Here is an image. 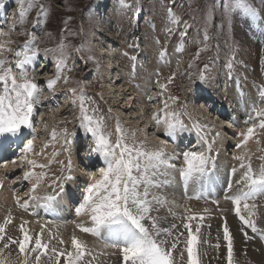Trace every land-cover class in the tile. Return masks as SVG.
<instances>
[{
	"label": "rangeland",
	"instance_id": "374dc122",
	"mask_svg": "<svg viewBox=\"0 0 264 264\" xmlns=\"http://www.w3.org/2000/svg\"><path fill=\"white\" fill-rule=\"evenodd\" d=\"M226 2L227 0H125V4L131 5V7H126L121 4L120 0H118V3L117 0H36L38 6L32 9L26 17V22L21 26L18 23L19 6L17 0H0V3L4 5L0 7V18H3L5 13L7 14L5 15V21L2 22H6V24L0 27V47L12 49V51L5 50L3 52L4 57L8 61V64L5 66L13 67L14 74L19 82V70L15 69V57L13 53L16 50H23L24 43L28 40L27 34H33L35 39L29 41V46L32 50H38V55L31 64L25 66V71L28 73L29 78L33 79L39 86L38 102L35 104L32 118L33 128L25 130V139L23 140L25 143L29 139L33 140V157H31L32 152L27 157L21 152L18 158L15 156V150L7 147L12 151L7 155L9 157L8 161L11 160L12 162L15 160L18 166H24L21 170L15 164L11 166L0 165V193L6 189L9 192L10 190L14 191L13 197L10 200L15 201L16 206L17 196L20 202L31 197L27 196L33 193L31 191L32 187L29 188L27 186L28 182L23 180V175L25 171L29 170L28 160L34 159L37 164L52 167L48 171L39 167L32 169L36 173H45V177L36 189V192L39 194L38 196H44L45 194L54 195L61 190L60 186L64 185L63 194H59L58 198L52 202L51 208L48 209L54 210L60 203L66 200L64 210L66 212L63 213L65 219L67 216H69L68 220L70 218L76 220L78 217L80 219L87 218V215L77 216L75 210L71 209L72 205H74V200L77 196H81L80 201H82L83 196L81 193L83 188L87 189L86 181L89 180L88 177L90 180L87 182V185L94 183L101 177L102 170L106 165L97 153L91 151V148L95 147L93 138L90 133H86L84 128L80 126L81 108L79 97L81 93L85 100L88 115L103 117L104 131L112 133L110 139L113 143L116 140L115 130L117 123H119L129 143L133 140L138 143L142 142L148 150L163 147L159 143L164 141L162 144L165 147L173 145L178 152L186 146V143H183V141L190 136L206 139L212 145V152H216L213 155L217 161L209 165L211 172L208 174L213 173L215 168L218 167V169H222L220 177L224 176L225 179L229 169L232 170L233 167L239 168L240 164L238 162L240 161L234 159L237 155L244 157L245 163L250 159L254 170H258L261 165H264V129H260L259 127L254 128V133H258L255 137V142L257 140L256 143H258L257 150L252 152L253 154L249 157L243 152L236 154V150L240 149V147H236L241 142H239L240 129L246 126L243 123L244 121H242V119L246 120V118L242 115L251 112L253 106L252 99L248 98L245 99L246 102H240L239 110H241V115H238L236 113L237 110H235L234 114L238 116L232 119L230 128L224 126L223 129L220 120L231 118V115L230 113L226 114L224 111L217 110L218 107L216 104V106L213 104V98H211L213 95L219 100V97L221 98L222 95L223 98L227 99L228 103L234 106L235 103H232L231 95L226 98V95L221 92L224 87L226 91L227 84L235 85L239 79L238 76L241 75V78L245 79L240 73L239 66L250 81L254 80L256 90L257 87L258 90L264 88V63H262V58H264V0H251L252 5L258 13V18L255 20H250L245 15L236 12H226L223 7V4ZM132 7H134L133 10ZM136 7L140 10L139 12ZM169 9H171L175 17L179 18L178 23L171 22V18L168 15ZM147 14L149 18H146ZM131 20L134 21L133 24ZM183 22L188 29V33L186 32L188 35L186 36L191 35V37L187 39L188 41L185 38L175 41L172 39L173 33L174 31L181 30L180 26L183 27ZM141 23L149 24L148 28L150 31L146 33L142 31L141 34L140 29L143 28L140 27ZM13 24H15V28L10 31ZM155 25L158 26L157 30L155 29ZM205 29L208 35L206 42L203 39ZM171 30H173V33L164 35V31L170 32ZM180 32L182 33V31ZM115 34H117V37L113 36ZM61 40L67 46L65 49L64 67L61 70L59 79H56L55 84L49 88L46 82L54 79L56 76L58 53L49 52L46 55L45 49H57ZM137 40L140 52L142 53V62H148L146 67L142 69L138 68L136 72L132 70L131 63L128 67L129 63L127 64L126 59H120L119 54L116 53L115 55H110V57L114 56V58L109 59L110 61L114 60L112 69H106L105 54H102L101 51L107 49V46L110 44L113 46L111 48L113 51L118 47L120 49L122 44L128 46L129 44H134ZM127 46L124 47L125 50H128ZM219 51L220 56L224 55V52L228 53L226 61V65H228L227 69H229V72L234 70L235 75L230 76L231 73H229L225 78L220 75H227V70L218 58ZM162 52L166 53L164 55L166 57L175 55L176 57L174 56V58L176 60L162 67L161 64H164V56L161 57ZM234 57L240 59L242 64L238 65ZM127 59L131 60L128 57ZM132 72L136 73L132 76ZM216 72L218 75L215 74ZM173 73H175V78L169 82V77ZM201 73L204 76L203 80L199 79ZM114 76L117 79H115L116 84L115 82L113 83ZM161 84L165 85L164 89L160 88ZM222 84L225 85L222 87ZM249 84L252 85L253 82L246 83V86L242 88L245 98L251 97L252 92L254 93ZM125 87H129V91L125 92L126 89L124 91L120 90ZM73 88L77 89L76 96L70 91ZM110 88H112L111 92H109ZM151 92H153V97L149 100ZM201 94L208 95L209 97ZM170 97H178V100L173 102ZM209 98L211 100L207 102V110L206 106H199L197 103L202 99L207 101ZM256 98L257 96H255L254 100ZM74 100L76 101L75 104H73ZM220 102L224 104L223 101L220 100ZM259 102L264 105L258 93L257 103ZM165 104L168 105L167 109H164ZM192 108L196 111L200 110L199 112L204 114L203 116H206L210 123L207 120H202V118L194 117ZM94 109L95 112H93ZM161 109H164L166 112L174 111L179 113L178 118L184 128L179 131L175 130L174 136L176 134L179 135L181 144L175 145L176 142L173 139L168 140V137L165 139L163 137L165 126L163 124L157 125L152 119L153 113L163 115L160 111ZM257 120L256 124L258 125L259 122ZM250 125L253 124L249 123L248 126ZM54 129L57 135L53 140L51 133ZM64 129L68 130L67 134L63 131ZM157 138L161 141H158ZM215 139L218 140L216 143ZM194 141L193 144L195 146ZM205 148L199 146L198 150L203 152ZM233 151L235 152L234 154H232ZM36 153H39L41 157L36 155ZM3 154L2 147L0 155ZM4 158H6V155ZM221 158L224 161H228V159L230 161L223 162ZM69 160L72 162L71 172L67 169ZM83 160L86 161L84 164ZM179 160V158L178 160L173 159L169 163L177 166ZM232 162L233 164L236 162L238 165L234 164L230 168L231 164L229 163ZM0 164H3L2 161H0ZM86 165H89L91 170L90 172L86 170V172L90 173V176L88 175L87 178L82 173L83 167ZM14 169H18V171ZM178 170L175 172L179 173ZM8 171L10 173L6 176L5 174ZM243 171L240 172V175L243 174ZM46 173L48 174L47 176ZM65 175H71L73 179L65 181L62 179ZM6 177L7 180L10 178V184L15 182L17 185L14 188H9V185L6 184ZM240 177L238 176L239 179ZM217 179V190L218 193H221L222 189L220 187H227L225 185L226 180ZM18 180H20V183H18ZM177 183L183 184L180 177L177 178ZM206 190L208 189L206 188ZM237 190L238 188L233 190L232 193L237 192ZM226 192L224 191L222 194L224 195ZM152 193H154L153 189ZM218 195L220 196V194ZM21 196H24V199H21ZM40 202L44 203L43 200ZM196 202H199V204L194 206L193 209L195 210L191 209V214L192 211L198 210V213H196L198 215L197 219L191 221V223L194 226L196 223H200L201 230L206 231H201L200 243L197 246L200 264H228V243L224 240V234L221 235L220 225L221 221H227V214L220 209V213L223 212V214H217L219 216L213 220L214 215L211 214L210 210L208 211V202ZM226 203L229 202L226 201ZM210 204L215 205L217 203L210 202ZM199 205H203L204 207H200ZM228 205V214L237 220L236 222L239 225L237 232L240 239L242 238L245 242L242 246L232 241L233 253L236 252L232 256V264H260V260L264 263L263 204L258 205L260 209L258 207L255 209L258 212L253 209L251 210L254 211L252 219L257 229H263L260 235L261 238L258 239L251 228L243 225L235 215L231 204L229 203ZM40 207L44 206H36L35 209L38 210ZM199 208L201 209L199 210ZM206 208L207 211H205ZM154 209L156 208H153L151 216L158 218V223L160 224L159 216ZM220 210L217 206V213ZM28 211H25V213L29 216ZM200 216H205L202 221L199 218ZM180 218L182 217L180 216ZM4 220L0 216V225L5 227L6 237L19 238V226L21 224H17V222L4 224ZM144 223L147 227H151L150 221L145 220ZM174 224L177 225V229L173 230V236L184 233L180 239L181 241L186 240V231L182 226V221H176ZM227 226L230 227L228 224ZM240 228L243 231L240 232ZM38 233L35 231L29 232L30 235ZM245 233L247 234V238ZM94 238L97 237L94 236ZM51 244L58 250H64L65 253L73 251L67 245H61L59 242L54 241V239L51 241ZM0 247H2V242H0ZM185 249V244L182 242L173 250L172 256L175 264H188ZM92 252L93 256L86 257L81 264H89V261L91 264H124L123 258L118 256L120 255L119 251L108 254H104L103 250H92ZM52 255L49 252V256ZM261 255L263 256V260L261 259ZM2 258H11L12 264H16V261L19 259L17 247L10 245L8 249L4 250ZM29 259L33 260V264H35L33 256H30ZM42 259L43 264H57L54 256L52 260H49L48 257H43ZM120 261L122 262L120 263ZM58 264H64V257L60 258Z\"/></svg>",
	"mask_w": 264,
	"mask_h": 264
},
{
	"label": "snow or ice",
	"instance_id": "6c2138e0",
	"mask_svg": "<svg viewBox=\"0 0 264 264\" xmlns=\"http://www.w3.org/2000/svg\"><path fill=\"white\" fill-rule=\"evenodd\" d=\"M120 2L126 7H131V5L125 4V0H120ZM17 3L19 6L18 23L22 26L26 22L28 14L38 5L36 0H17ZM3 6L0 3V7ZM223 7L226 12H236L245 15L250 20L258 18L257 10L252 5L251 0H227ZM168 15L172 23L179 22V18L174 16L171 9L168 10ZM14 28L15 24H13L10 31L14 30ZM27 35L28 40L25 41L23 50H16L13 53L15 69L19 70V82L14 74L13 67L5 66L8 61L4 57L3 52L5 50L12 51V49L0 47V144L9 140L23 143L25 130L33 128L32 118L35 104L38 102L39 86L33 79L29 78L28 73L25 71V66L31 64L37 57L38 50H32L29 46V41L35 39L34 35L31 33ZM182 35H186V32ZM203 39L205 42L208 40L206 29L204 30ZM66 47L63 40H61L57 49H45L46 55L49 52L58 53L56 76L46 82L49 88L60 77L61 70L64 67ZM123 54L125 56L128 55L126 52ZM165 54L162 52L161 57ZM130 59L135 61L136 57L133 56ZM262 63H264V59H262ZM174 78L175 73L169 77V82ZM199 79H204L203 73L200 74ZM164 87V84L160 85L161 89H164ZM70 91L76 96L77 89L73 88ZM258 93L261 99L264 100V88L259 89ZM151 99L149 97V100ZM170 99L175 102L178 97H170ZM79 101L81 108L80 126L84 128L86 133L91 134L95 144L91 151L99 155L106 167L102 170V175L98 180L87 185L82 201L75 207L77 216L87 215L90 226L79 223L76 227L81 232L91 234L101 240L104 249H117L122 254L124 264H175L172 252L182 242L186 247L188 264H200L197 246L200 243L201 224L196 223L193 227L191 223V221L197 219L198 214L192 213L182 217V226L187 232V238L184 241L180 239L184 233L173 236V230L177 229L176 224L163 228L158 223V218L151 216L154 204H158L161 207L167 204V201L162 197L152 193V189H159L171 182L167 178L161 180L160 177H167V170L176 167L169 161L178 159L179 156L167 153L163 147L148 150L142 142L138 143L133 140L129 143L119 123L116 126V140L113 143L110 139L112 133L104 131L103 117L88 115L82 93ZM75 103L76 101L74 100L73 104ZM167 108L168 105L165 104L164 109ZM164 109L160 110L163 113L162 116L153 113L152 119L157 125L163 124L165 126V136L172 137L175 134V130L178 127L182 129L183 125L178 118L179 113L174 111L166 112ZM93 112H95V109ZM257 118H261L258 125L256 124ZM245 123H252L253 127H248L246 133L240 134L243 136L241 144L247 142L255 134V127L264 129V109L257 110L255 105H253ZM63 131L67 134L68 130L64 129ZM56 135L54 129L51 133V138L54 140ZM241 144H237L236 147H241ZM20 151L25 154V157L33 152V140L29 139L27 143H24ZM210 151L211 148L209 146L208 152ZM36 155H39V153H36ZM182 157L183 166L179 168V175L187 191L190 183H199L207 176L211 171L209 165L214 158L206 154V152L190 150L184 151ZM234 159L240 161L239 167L244 169V171L240 179L235 181V184L239 186L237 192L233 195H225V199L230 200L235 206V215L242 224L251 228L255 233L258 229L252 219L253 212L251 209L255 208L256 205L254 203L250 205L249 201H254L257 196L264 195V165H261L258 170H254L250 159L247 163H245L244 157L241 156H236ZM7 162L4 161V163ZM12 163H15V160ZM28 165L29 170L24 172L23 180L34 179L35 182L32 184L31 191L35 192L45 177V173H36L32 169L37 167L43 169L46 165L37 164L32 159L28 160ZM67 169L71 172V160L68 161ZM236 172L237 168L233 167L232 174L234 175ZM62 179L71 181L73 177L65 175ZM60 187L61 192H63L64 185ZM232 187L233 184L230 180L229 190ZM150 196L151 199H149ZM29 199L43 200V206L51 208L52 202L56 197L45 194L42 197L31 196ZM212 202L218 203L216 200ZM17 206L27 211L29 200H24L21 203L17 199ZM169 211L171 215H176L171 209ZM185 212L190 213L191 210L185 209ZM145 220L150 221V228L145 225ZM200 220H203V216H200ZM10 223H12L11 219L5 218L4 224ZM25 224H27V221H24L19 226V238L6 237L5 227L0 225V242H2L0 264H12L11 258H2L4 250L8 249L10 245H15L18 249L19 259L16 264H33V260L29 259L30 256L34 257L35 264H43V257H48L49 260H52L53 256L57 264L61 257H64V264H81L86 257L93 256L92 250L83 241L79 240L75 234L71 237L73 251L65 253L64 250H58L51 244L53 239H58L59 244L63 245V239L54 236L51 231H49L48 237L45 238L43 236V226H41V233L30 235ZM223 231L224 240L228 242V264H232V238L226 224ZM245 236L247 238L246 233ZM49 252L53 255L49 256ZM89 264H91L90 261Z\"/></svg>",
	"mask_w": 264,
	"mask_h": 264
},
{
	"label": "bare ground",
	"instance_id": "6f19581e",
	"mask_svg": "<svg viewBox=\"0 0 264 264\" xmlns=\"http://www.w3.org/2000/svg\"><path fill=\"white\" fill-rule=\"evenodd\" d=\"M263 14H264V12H263ZM147 17L146 18H149V15L147 14L146 15ZM104 27H108V26H104ZM114 37H117V34H115V35H113ZM141 37V36H140ZM169 40V39H168ZM108 45V44H107ZM104 47V46H103ZM113 46L110 44V45H108L107 46V49H105V50H103V51H101V53L102 54H105V58H106V60H105V62L107 63L106 64V69L108 70V69H112V67H113V64H114V60H109L110 58H114V56L113 57H110V55H115L117 52H116V50H113L112 51V48ZM117 49V48H116ZM119 51V50H118ZM175 52V51H174ZM100 53V52H99ZM171 53V52H170ZM174 56L175 55H173V56H169V57H166V56H164V64H161V66L163 67H165L168 63L169 64H171L174 60H176V58H174ZM176 57V56H175ZM179 58V57H178ZM142 59V58H141ZM262 59H264V58H262ZM110 61V62H109ZM159 67V66H158ZM160 71H161V69H160ZM222 73V72H221ZM225 73V72H224ZM215 74H217L218 75V73L216 72ZM117 75V74H116ZM223 78H225V76H227L226 74H220ZM239 77V79L236 81V84L234 85H226V91H225V97L227 98V97H229V95H231L230 97H231V100H232V103H235L234 104V106H232L233 104H231V103H228L227 102V99H225V98H223V96L221 95V98L219 97V100H217L216 99V96H213L212 95V97L211 98H213L212 99V102H213V104L215 105H217V110H219V111H224L226 114L227 113H230V117L231 118H226V119H224V120H220L221 121V126L223 127V129H224V126L225 127H231V122L233 121L232 119L233 118H235V117H237L238 115H241V110H239L240 109V102L242 103V102H244L245 101V99H248V98H251L252 99V104L253 105H255V107L257 108V110H259L260 108L262 109L263 107H264V105L261 103V102H259V103H257L258 102V87H257V90H256V84H254V86H250V88L252 89V90H254V93L252 92V96L251 97H247V98H245L244 96L245 95H243V93H242V88L243 87H245L246 86V81H244L245 79H243V78H241V75L240 76H238ZM115 79H116V76H114V80H113V83L115 82ZM162 79V78H161ZM117 80V79H116ZM159 81V80H158ZM253 82H254V80H252ZM222 82V81H221ZM255 83V82H254ZM115 84H116V82H115ZM215 85V84H214ZM223 85H225V84H222L221 86L223 87ZM239 86V87H238ZM225 88V87H224ZM126 89V91L125 92H127V91H129V87L128 88H124V89H120L121 91H124ZM112 91V88H110V90H109V92H111ZM118 91V90H117ZM241 91V92H240ZM152 93L153 92H151V94L149 95V97H153V95H152ZM248 93V92H247ZM135 95V94H134ZM234 96V97H233ZM255 96H257V98H256V100H254L255 99ZM211 99L209 98V99H207V101L205 100V99H202L201 101H199V102H197L198 104H199V106L200 105H202L203 107L204 106H206V110L208 109V106H207V102L208 101H210ZM220 100L221 101H223L224 102V104L222 103V102H220ZM219 101V102H218ZM246 102V101H245ZM201 103V104H200ZM198 104H197V106H198ZM251 104V103H250ZM215 105V106H216ZM248 105H249V103H248ZM155 106V105H154ZM196 106V105H195ZM235 106H236V108H235ZM239 106V107H238ZM244 106V105H243ZM156 107V106H155ZM192 110H193V115H194V117H196V118H202V120H204V121H206L207 120V122L208 123H210V121L208 120V118L206 117V116H203L204 114H201L198 110L196 111L194 108H192ZM205 110V111H206ZM228 110H229V112H228ZM235 110H237V114H234V112H235ZM212 111V110H211ZM243 112V111H242ZM207 113V112H206ZM244 113V112H243ZM211 114V113H210ZM213 115V114H212ZM236 115V116H235ZM248 115L249 114H243L242 116H244V118H246V120H247V118H248ZM209 117V116H208ZM223 119V118H222ZM239 119V118H238ZM218 120V119H217ZM217 120H215L216 122H217ZM246 120H243L242 119V121H244L243 123H245V121ZM257 122H259V119H258V121ZM219 123V122H218ZM246 124V123H245ZM249 124V123H248ZM248 124H246V126L245 127H243L242 129H240V134L241 133H246L247 132V128L248 127H253V125H250V126H248ZM216 125V124H215ZM209 127V126H208ZM206 129H208L207 127H205ZM203 130V129H202ZM208 131H209V129H208ZM259 131V130H258ZM211 132H212V130H211ZM207 133V132H206ZM256 134H258V133H255L253 136H251L250 138H249V140L247 141V142H245V143H243V144H241V142L240 141H242L243 140V136L242 135H240V139H239V142H240V144H241V147H240V149L239 150H236V154L238 153V152H243V153H245L246 154V156H250L251 154H253L252 152H254L255 150H257V147H258V143H256L257 142V140H256V142H255V137H256ZM206 135V134H205ZM214 136V135H213ZM212 137V136H211ZM213 138H215V137H213ZM176 139V138H175ZM262 139V138H261ZM157 140L158 141H161L160 139H158L157 138ZM215 141V143H216V141H218V140H214ZM213 141V142H214ZM222 141V140H221ZM24 142V141H23ZM167 142V141H166ZM162 143H164V141H161L159 144L161 145V146H163V147H165ZM194 143H195V146H194V148L197 150V151H199L198 150V148H199V144H198V141L197 140H195L194 141ZM222 143V142H221ZM3 144H5V143H3ZM3 144H1L0 145V149L3 147ZM177 143H175V145H176ZM222 145V144H221ZM220 145V146H221ZM218 146V145H217ZM219 147V146H218ZM155 149H158V148H154V149H152V150H155ZM165 151L167 152V153H170L171 154V151H172V154H174V155H178V154H176L177 153V150H175V148L173 147V145H171L170 147H169V145H167L165 148ZM212 151V150H211ZM7 152H10V150L9 151H7ZM201 152V151H200ZM203 152H206V154H208L209 155V152H208V145H206V148H205V150L203 151ZM3 156L5 155V150H3ZM235 152L233 151L232 152V154H234ZM40 157H41V155H39ZM238 156V155H237ZM18 158H19V156H17ZM31 157H33V152L31 153ZM247 158V157H246ZM11 159V158H10ZM222 159V158H221ZM34 160V159H33ZM178 160V159H177ZM234 160V159H233ZM11 161V160H10ZM172 161V160H171ZM222 161L223 162H228V161H230L229 159H228V161L227 160H223L222 159ZM86 161L85 160H83V164L85 163ZM9 163H11V162H9ZM9 163H4L2 166H6V165H10ZM239 164H240V162H238ZM238 163H234L235 165H238ZM24 164V163H23ZM230 164V163H229ZM17 166V165H16ZM23 166L24 165H22V167L21 168H23ZM7 169V168H6ZM10 169V168H9ZM222 169H218V167H216L215 168V171L213 172V173H211V174H207V176L205 177V179H208L207 181H204V182H199V183H190L189 184V186L193 189L192 190V194H193V192L195 191V194H197L198 193V190H200V189H202L203 187H204V189H210L211 188V185L209 184V181L210 182H212V184H213V187H215V189H216V191L218 192V190H217V181H218V179L217 178H219V179H223V180H226L225 179V177L224 176H222V177H220L221 176V174H222V171H221ZM176 170H173L172 168H169L168 170H167V177H160V179L162 180V179H165V178H167L168 180H170L171 182L168 184V185H166V186H164V187H161V188H159V189H153V191H154V194L155 195H158V196H160V197H162L164 200H166L167 201V204L165 205V206H163V207H161L160 205H158V204H154V207L156 208V209H154L155 210V212L158 214V216H159V222H160V225H161V227H165V228H168V227H170V225H172V224H174L176 221H182V218H180V216L181 217H183L184 215H189V214H191V212L190 213H186L185 212V209H193L194 208V206L196 205V204H199V202H196V201H193V200H190V199H188V198H185L184 196H183V194H182V192H181V189H180V187H181V185L180 184H178L177 183V178H179L178 177V173L177 172H175ZM179 171V170H178ZM243 171V169H241L240 167L237 169V172L233 175V177L231 178V181L233 182V185L235 184V181L236 180H238L239 178H238V176H241L240 175V172H242ZM93 172V171H92ZM82 173L84 174V176H85V178H87L88 177V175L90 174V173H88V172H86V168H84L83 167V170H82ZM177 173V174H176ZM220 174V175H219ZM93 175V174H92ZM91 175V176H92ZM102 175V174H101ZM90 176V175H89ZM215 178H216V180H215ZM20 179V178H19ZM88 179L90 180V178L88 177ZM93 181V180H92ZM17 182V181H16ZM27 182H28V184L29 185H32L35 181H34V179H29V180H27ZM225 185H227L226 183H225ZM206 187V188H205ZM235 187H237V185L235 184ZM2 189V188H1ZM4 190V189H3ZM227 192H226V194L229 192V189L228 190H226ZM225 193H224V196L226 195ZM15 195H17V194H15ZM13 197V191H10L9 192V190H5V191H2L1 193H0V216H1V219H5V218H9V219H11V221L12 222H17V224H22L24 221H27V224H25V227L28 229V231L29 232H32V231H35V232H39V233H41V226H43V228H44V231H43V236L45 237V238H47L48 237V233H49V231H51L52 233H53V235L54 236H56V237H58L59 239H63V241H64V245H67V247H69V248H71L72 249V247H71V237L73 236V234H75L76 236H77V238L79 239V240H81V241H83L86 245H87V247L89 248V249H91V250H103V252H104V254L106 253V254H108V253H113V252H116V251H118L117 249H112V248H109V249H104V247H103V243L101 242V240H99L98 238H94V236H91V235H89L88 233H82L77 227H76V225L77 224H79V223H84L85 224V226H90V222H89V219H88V217L87 218H79L78 217V219H76V220H73L72 218H70V220H67V222H66V219L64 220V219H62L60 216H58V218L57 219H55L53 222H49L48 221V219H47V217L45 216V215H43L45 218H46V220L47 221H42L41 219H36L35 217L34 218H32L30 215L28 216V214L27 213H25V210H23L22 208H20V207H17L15 204V201L13 202V201H11L10 200V198H12ZM16 198V197H15ZM14 198V199H15ZM14 199H12V200H14ZM17 199H18V196H17ZM149 199H151V196L149 197ZM34 202H36L37 200H33ZM261 201V202H260ZM66 200H64L62 203H60L59 204V206L56 208V209H54V211H56V212H58L59 214H63V213H65L64 212V210H65V206H66ZM200 203H203V202H200ZM205 203V202H204ZM213 203V202H212ZM255 204L256 205V207L255 208H252L254 211H256V212H258V210H255L257 207H258V205L259 204H263L262 205V207H264V195H259V196H257L256 198H255V200L254 201H251V202H249V204L251 205V204ZM229 203H226V202H223V201H220V200H218V203L217 204H215V205H212V204H210V202L208 203V205H209V207H208V211L210 210V212H211V214H213L214 216V219L213 220H215L219 215H217V214H223V212H225L227 215V224L230 226V229H231V231H232V234H231V238H232V241L233 242H235L236 244L237 243H239L240 245H242V244H245V242L243 241V239L241 238L240 239V236H239V233L237 232V227H239V225H238V223L236 222V220L234 219V218H232L229 214H228V210H229V205H228ZM157 206V207H156ZM197 206V205H196ZM200 207L202 206V207H204L203 205H199ZM217 206H218V209L220 210V209H222V213H220L221 212V210L219 211V213H217L218 211H216V208H217ZM153 207V208H154ZM207 207V206H206ZM211 207V209H209ZM233 208V207H232ZM259 208V207H258ZM169 209H171V211L172 212H174L176 215L175 216H173V215H171L170 214V211H169ZM201 208H199V210H200ZM230 209H231V207H230ZM251 209V210H252ZM260 209V208H259ZM28 210H29V208H28ZM193 210H195V209H193ZM206 210H207V208H206ZM262 210V209H261ZM254 211H252V212H254ZM192 213H198V210L197 211H192ZM178 214V215H177ZM180 215V216H179ZM206 215V214H205ZM208 216H210L209 214H207ZM216 215V216H215ZM205 216H203V218H204ZM213 217H211V218H213ZM216 217V218H215ZM179 218H180V220H179ZM200 218V217H199ZM207 218V217H206ZM205 218V219H206ZM209 218V217H208ZM175 219V220H174ZM197 222V221H196ZM195 222V223H196ZM210 222H211V220H210ZM212 224V223H211ZM207 226H208V224H207ZM212 226V225H211ZM219 226V225H218ZM247 227V226H246ZM205 228V227H204ZM203 228V229H204ZM213 229V228H212ZM241 229V228H240ZM202 231V230H201ZM202 232H206V231H202ZM215 232V231H214ZM213 233V232H212ZM211 233V234H212ZM217 233H218V230H217ZM214 234V233H213ZM212 234V235H213ZM206 237V236H205ZM54 241H56V242H58V239H54ZM210 241V240H209ZM234 243V244H235ZM243 246V245H242ZM245 246V245H244ZM236 253V252H235ZM235 253H233V254H235ZM110 257V256H109ZM258 257H259V255L257 256V259H258ZM261 259L263 260V256L261 255ZM113 258V257H112ZM110 259V258H109ZM260 264H264V263H262V261L260 260Z\"/></svg>",
	"mask_w": 264,
	"mask_h": 264
},
{
	"label": "built area",
	"instance_id": "2783aa9c",
	"mask_svg": "<svg viewBox=\"0 0 264 264\" xmlns=\"http://www.w3.org/2000/svg\"><path fill=\"white\" fill-rule=\"evenodd\" d=\"M134 9V7H132V10ZM131 23L133 24L134 23V21L133 20H131ZM134 26V25H133ZM148 26H149V24H147V23H141V25H140V27H143L142 29H140V32H141V34H142V31H144V33H146V32H148V31H150V29L148 28ZM180 28H181V30H178L177 31V33H173V30H171L170 32H163L164 33V35H166V34H168V33H173V37H172V39L173 40H175L176 39V37L178 36L179 38H180V40L181 39H183V38H185L186 40L187 39H189L190 37H191V35H189V36H186V35H188V34H186V35H183V36H186V37H181L180 35H182L183 33H185V32H187L188 33V29H187V26H186V24L183 22V27H181L180 26ZM155 29L157 30L158 29V26L157 25H155ZM180 31H182V33L180 32ZM162 33V34H163ZM161 39H162V37H161ZM162 41V40H161ZM185 41V40H184ZM188 41V40H187ZM123 42V41H122ZM131 45V46H130ZM160 45H161V43H160ZM125 46H127V45H124V44H122V46H121V48L119 49V47L116 49V52L119 54V52L120 51H123V50H125L124 49V47ZM127 48H128V51L131 53V55L132 56H137L138 58H137V63H138V68L139 69H142V68H144V67H146L147 65H148V62L147 61H143L142 62V53L140 52V46H139V42H138V40L137 41H135L134 42V44H129L128 46H127ZM118 49H119V51H118ZM228 53H226V52H224V55H222V56H220V51H219V59L221 60V62L225 65L226 64V61H227V58H228V55H227ZM120 58V57H119ZM121 59V58H120ZM181 59H183V58H181ZM180 61V60H179ZM155 80V79H154ZM222 94L224 93L225 94V89L223 88L222 89V92H221Z\"/></svg>",
	"mask_w": 264,
	"mask_h": 264
}]
</instances>
